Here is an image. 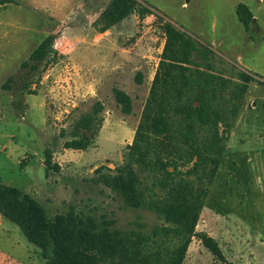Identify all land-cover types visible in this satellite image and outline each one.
Segmentation results:
<instances>
[{
	"label": "rangeland",
	"instance_id": "rangeland-1",
	"mask_svg": "<svg viewBox=\"0 0 264 264\" xmlns=\"http://www.w3.org/2000/svg\"><path fill=\"white\" fill-rule=\"evenodd\" d=\"M112 1L0 0V182L35 198L50 217L73 209L123 233H149L164 224L152 211L127 207L94 180L99 168L114 175L127 165L139 129L155 136L145 113L162 112L170 125L167 140L177 141L180 65L163 60L164 27L171 24L206 49L196 61L218 77L224 120L222 159L196 232L217 241L226 262L194 237L183 264H264V0H137L107 47L97 50L96 23ZM239 4L254 16L249 29L238 19ZM47 37L52 47L43 62L36 70L24 67L35 64L30 56ZM158 75L159 103L146 112ZM241 76L249 82L239 100L234 96L244 84ZM114 88L132 98L130 114L117 104ZM97 102L104 107L97 133H84L91 140L83 150L66 148L76 120ZM47 150L59 168L48 175ZM0 264H46L1 214Z\"/></svg>",
	"mask_w": 264,
	"mask_h": 264
},
{
	"label": "trees",
	"instance_id": "trees-1",
	"mask_svg": "<svg viewBox=\"0 0 264 264\" xmlns=\"http://www.w3.org/2000/svg\"><path fill=\"white\" fill-rule=\"evenodd\" d=\"M137 0H113L97 20L102 31L124 20L137 6ZM239 21L249 29L253 21L249 8L239 4ZM166 44L163 60L180 65V92L178 106L177 141L167 140L170 125L162 112L145 113V120L155 136L139 129L135 135L128 163L116 174L97 170L95 183L104 184L133 209L156 213L164 224L149 233L131 230L123 233L112 229V224H99L92 217H82L73 209L50 217L46 208L21 189L0 182V214L17 225L28 242L40 250L46 264H183L194 237H199L214 258H226L213 238L197 234L199 211L203 208L209 184L218 172L224 138L220 134L223 116L217 104V76L204 71L196 57L206 56L205 48L183 35L171 25L164 27ZM47 37L31 54L35 64L25 63L36 70L52 47ZM195 66V69H192ZM209 69L211 67L208 65ZM234 98L241 100L249 82ZM161 79L153 83L146 112L159 103ZM114 97L125 113L133 109L132 98L125 91L114 88ZM102 103H95L90 112L83 114L73 126V139L65 147L83 150L102 125ZM237 115V110L232 112ZM202 132L204 133L202 135ZM45 172L53 165L52 155L46 151ZM192 164L186 171L182 167ZM147 175L148 182L144 179Z\"/></svg>",
	"mask_w": 264,
	"mask_h": 264
},
{
	"label": "crops",
	"instance_id": "crops-1",
	"mask_svg": "<svg viewBox=\"0 0 264 264\" xmlns=\"http://www.w3.org/2000/svg\"><path fill=\"white\" fill-rule=\"evenodd\" d=\"M91 12V11H90ZM97 16L100 14V13H95ZM116 26V25H115ZM115 26H113L112 28H110L109 30H107V31H102L101 29H99L98 28V34L96 35V36H98V35H101L100 37V40H99V42H97V44H98V47H97V50H104L107 46V44L109 43V41H107L108 39V37L110 36V35H112V32H113V28L115 27ZM101 45V46H100Z\"/></svg>",
	"mask_w": 264,
	"mask_h": 264
},
{
	"label": "built area",
	"instance_id": "built-area-1",
	"mask_svg": "<svg viewBox=\"0 0 264 264\" xmlns=\"http://www.w3.org/2000/svg\"><path fill=\"white\" fill-rule=\"evenodd\" d=\"M147 9H149V11L152 13V14H154L156 11H154L153 9H151V8H149V7H147ZM157 14V13H156Z\"/></svg>",
	"mask_w": 264,
	"mask_h": 264
}]
</instances>
